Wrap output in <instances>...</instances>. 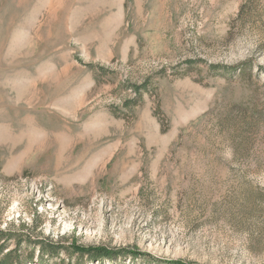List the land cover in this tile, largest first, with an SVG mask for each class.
Returning a JSON list of instances; mask_svg holds the SVG:
<instances>
[{
    "label": "rangeland",
    "instance_id": "rangeland-1",
    "mask_svg": "<svg viewBox=\"0 0 264 264\" xmlns=\"http://www.w3.org/2000/svg\"><path fill=\"white\" fill-rule=\"evenodd\" d=\"M0 230L264 264V0H0Z\"/></svg>",
    "mask_w": 264,
    "mask_h": 264
},
{
    "label": "trees",
    "instance_id": "trees-1",
    "mask_svg": "<svg viewBox=\"0 0 264 264\" xmlns=\"http://www.w3.org/2000/svg\"><path fill=\"white\" fill-rule=\"evenodd\" d=\"M245 67L244 69L247 68V63H244ZM214 69H216L218 71V73H225L227 75H231L232 71H235V68H232L230 66H220V65H213L212 66ZM135 92L136 93H140V87L136 86L135 88ZM35 226V225H34ZM14 236L13 234H11V232H9V234H5L4 231L0 230V256H2V258L0 259V264H21L20 258L18 256V253H16L20 248H21V240H19L17 242L16 248L13 250H9L6 253L5 250L8 249L9 247V242H10V237ZM20 239V238H19ZM39 243L41 244V248L45 249L46 252L51 255V256H59L60 255V251H62L63 249L70 251L71 254H75L76 255V259L77 261L80 263V260H82L83 258H85L86 256L89 257L92 260H96V261H105V260H110V263H113L116 261V258L121 254L124 253L125 251H120V252H116L117 250H113V249H109L107 247L104 246H74L72 245L71 247L68 246H64L63 244L60 243H52V242H48L46 240H40ZM18 249V250H17ZM15 251L16 253V259L13 258V260L11 259V256L13 254V252ZM130 253V252H128ZM136 255H138V253H133ZM71 264V261L68 263Z\"/></svg>",
    "mask_w": 264,
    "mask_h": 264
}]
</instances>
